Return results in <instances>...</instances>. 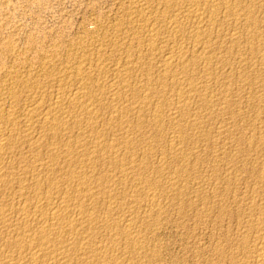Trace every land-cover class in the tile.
Returning <instances> with one entry per match:
<instances>
[{"label":"rangeland","instance_id":"1","mask_svg":"<svg viewBox=\"0 0 264 264\" xmlns=\"http://www.w3.org/2000/svg\"><path fill=\"white\" fill-rule=\"evenodd\" d=\"M167 1L169 2L167 3ZM192 1L0 0V78L2 79H0V82L2 83H0V88H2L3 90L2 91L0 89V95L2 94L3 97L2 98L0 96V100H3L0 102V106L2 104L4 109H9L8 107L11 106V108L15 110V113L19 115V118H21V115H23L28 108H32L34 104L35 106L33 108H35L36 110H39L41 112L46 111L47 106L50 104L51 100L53 101L55 98L53 93L55 89L53 88H56L59 81H61V83H64L66 91L69 92L74 91L80 87V80L74 79L73 75L76 73V70L78 68H80L81 70L84 69L83 72L88 76L90 75V73L92 74L90 76L93 81L91 82L92 87L94 88V90L92 88V92L94 93H92L91 96L84 95L82 96V98H80V101L82 100L83 102L81 101V103L90 104L92 107L94 106L93 108L98 111L102 110L106 112L110 108L109 106L111 105V95L108 90L111 86H125V88L120 89V92L118 91V98H121L119 99L121 104L120 106H127L129 108L128 112L131 113H125L124 116L119 115V113H113V115L109 114V117L108 114H105L103 117L96 119L94 128H89V131L87 130V133L85 132L86 134L83 133V137H81L82 139L80 138L82 134H79L78 136V133H76L77 131H75L76 127L78 130V126H74L72 129L64 131L66 135H62V139L65 137L64 140L70 139L71 136H74L79 144H82V141L86 140V143L83 141V144L87 146L88 141V146L90 148L93 147L94 140L96 138H100L101 140L104 139L103 143L105 142L106 144H104L107 145V147H109L112 143V146H115L117 148L115 149L116 152L119 150L117 152V155H119L118 158H116V161L114 159H111L110 161V158L108 159V157L105 156L107 155V150L103 151V153H101L102 151H100L99 153L91 154L90 157L94 161L95 166H93L95 168L92 167V169H90V173L89 171H87V169H82L88 174V177L90 178L87 181L88 185L90 187H96L98 185L96 189H93V191L95 192V194L93 193V196H95L94 198H96V200H99L98 202L101 201L102 203L100 202L99 204H97V207L93 204H89V206L86 205L87 215L93 216L96 220L98 219L97 223H99V225L94 227L96 229L94 230L93 227L86 228V224L83 223L85 227L82 225V228H79V230L81 231L80 236H82L84 233L83 236L85 237L88 232H90V234L95 232L94 234H91L92 236L90 234H87L86 239L87 241L89 240V243L91 240L90 247L92 249H98L100 247L99 249H102L103 251H101L103 253H101L99 260L97 259L96 261V258H89L87 255H85L83 250H79L76 253L73 252L74 255H72L68 264H91L90 262H92V264H97V262L98 264H104V259L107 261L106 264H264V256L262 257V261L260 257L254 256L256 254H254V252L256 251L258 246L260 247L261 244L264 246V240L261 241V237L263 236L262 238H264V174H262L264 173V0H237V2L236 0H233V3L232 0H199L200 2H198V0H194V3H192ZM200 7L203 8L202 11ZM239 7L241 9L243 8L244 10H248H246V12H243L244 10H239ZM241 12H243L244 15ZM210 13L212 15L211 18ZM250 20L252 22H250ZM246 23L248 27H246ZM209 24L211 26H209ZM169 27L171 28L169 29ZM194 29L196 30L193 31ZM170 32H175V35L173 33L170 34ZM168 35L172 36V39ZM173 36L176 38V40H174ZM195 41H197L198 43ZM256 41H259L258 44ZM255 45H257L258 47ZM201 46L204 47L202 48ZM177 47H180L181 49L183 48V55L179 59L180 63H178L179 60L177 61L175 59H171L166 66V64L163 62V60L161 61V59L166 58L169 52L167 50H172V48L174 49ZM255 51L258 53H255ZM99 53L100 55H98ZM149 53H151L150 56ZM84 55L87 56V58ZM129 55L132 58L128 59ZM185 55L189 57L188 60ZM54 56L57 58V60H55L56 58ZM191 56L194 57L191 59ZM78 58L81 60H79ZM47 59L50 61V64L49 61L47 63ZM193 59H195L196 61H193ZM184 60L187 62H185ZM75 61L78 62V65ZM81 61H83L84 63ZM95 63H97L98 66ZM161 63L163 64V67ZM122 64L125 66H123ZM126 64L128 67L126 66ZM40 66L44 70L43 72ZM112 66L113 68L123 66L122 68L124 72H121V76H119V79L116 78L118 76H115L114 73H112V71L110 70L112 69ZM140 66L143 67L141 68ZM169 68H171V70ZM178 69L181 75L186 74V71L189 70L186 75L187 79L184 75L183 76L185 78L179 76V72L177 73L179 75H175ZM50 70L51 73L52 71H54V73L51 74ZM72 70H74L73 73ZM92 70L93 72H90ZM106 70H108V75L106 73ZM145 70L148 71L145 72ZM11 73L13 74V76ZM45 73L47 74V76ZM65 73L69 74L65 75ZM104 73L107 76H105ZM21 74L25 75V77ZM122 74L125 77L124 79ZM159 74L163 77H161ZM10 75L11 77H7ZM55 75L57 77H55ZM174 75L177 77H175ZM189 75L191 77H189ZM18 77L19 79H21L20 77H22L23 80H19ZM36 77L38 78V80ZM49 77L51 78L49 79ZM3 78L7 81L4 82ZM189 78L193 80H190ZM15 79H18V82L20 84H17ZM51 80H53V82ZM172 80H175L178 85ZM87 81L89 82V80ZM94 81L97 83H95ZM125 81L127 82L126 84ZM31 82L33 84H31ZM34 82L37 84V86ZM56 82L58 83L56 84ZM115 82H117L118 85ZM146 82L148 86L146 85ZM41 83L43 85H41ZM77 83L79 85H77ZM94 83L99 86L96 85L95 88ZM120 83L121 85H119ZM133 83L135 84L133 85ZM16 84L19 86H17ZM23 84H30V87H28L27 89H23L24 87H20ZM183 84L187 88H183ZM197 84L200 85L199 88V85ZM100 85H102L103 87ZM41 86H43V88ZM49 86L51 88H49ZM156 87L158 90L156 89ZM192 87L194 89H192ZM40 88L44 91H42ZM44 88H46L47 90ZM101 88L104 91H102ZM14 89H19V103H13L12 99L9 103L11 92ZM31 89H33L32 92ZM174 89L176 92L175 94H173ZM187 89L189 92L187 91ZM197 89H199V91ZM36 90L38 91L36 92ZM40 90L41 92H43V94L40 93ZM96 90L97 92H95ZM22 91L24 94L21 93L20 95V92ZM3 92L5 96L3 95ZM122 92L123 94H121ZM179 92H182L180 96ZM183 93H185V95H183ZM125 94L128 95L126 96ZM133 94H135L136 96ZM186 94L191 98L185 97L183 101V96H186ZM30 95H32V98H29ZM142 95L148 96V102L150 100V104L147 103L148 106H146V103L144 104L140 100H138V98H140V96ZM42 96L43 98H41ZM129 96L132 99H129ZM45 97L50 98L46 99ZM135 97L138 98L136 99ZM7 98L9 99L7 100ZM92 99L95 100L93 101ZM259 99L261 101H259ZM131 100H133L134 102ZM157 100L159 101L157 102ZM167 100H169V103L172 104H169ZM80 101L79 104H81ZM99 101H101L100 104ZM102 101L104 103H102ZM163 102L164 104H162ZM258 102L262 103L258 104ZM128 104L130 106H128ZM175 104L177 107L175 106ZM182 104L184 106H182ZM98 105L101 107L99 108ZM171 105L172 107L174 105L173 109L177 110H173V112H171L172 110L169 111L170 109H172ZM26 106L27 108H25ZM164 106H166V108ZM157 108H159V110ZM160 108H162V110ZM76 110H78L77 107ZM150 110L153 111V115L152 111ZM162 111L167 113L163 114ZM170 112L173 113L171 114V116ZM184 113H188L189 116L187 114L185 115ZM139 114H141V118L139 117ZM125 116L128 117L126 118ZM137 117L139 118L140 122ZM150 117L153 118L150 119ZM121 119H123V122L121 121ZM127 121L129 122V124ZM106 122V125L108 126L105 127L104 124ZM97 123L99 125H97ZM150 123L152 124L150 125ZM100 126L103 128H101ZM159 127L163 129H159ZM101 130L102 132H100V134L99 131ZM146 130L148 135L146 134ZM122 132H125L126 134ZM171 132L173 135L171 134ZM95 135L96 138H94ZM106 135H109V138ZM127 135L129 136V138ZM140 135L142 138L140 137ZM103 136H105V138H103ZM162 136L164 138H162ZM46 137L47 135L43 136V140H45ZM120 138L122 139V142ZM124 138L127 139V142L123 141ZM128 139L131 140L129 141ZM48 140L49 138L47 137L46 141ZM89 140L91 143L89 142ZM248 143L253 144L254 146L249 144L251 146L249 147ZM144 144L146 147H144ZM175 144H177V146ZM169 146L170 148H173L170 149ZM22 147L25 149L24 145H22ZM23 148L21 150L23 152H27V150H23ZM41 148L37 150L41 152L40 155L43 161L48 160L49 154L51 152H58V150L56 148H53L51 145L42 146ZM123 148L126 149L124 150ZM258 148L260 149L258 150ZM37 150L35 152H37ZM45 154L47 155V157H44L46 156ZM120 155L122 156L119 157ZM131 155H133L134 157H131ZM95 157L99 160V164L97 163L96 159L95 162ZM103 157L105 158L103 159ZM75 158L77 163H82L83 161L87 160L88 156L78 154V156H75ZM62 160L63 159L58 160L55 167L57 168L60 166V170L65 173L67 172L68 168H65L64 166H67L66 163L68 162H62ZM120 161L125 163V166ZM109 163L111 169L109 166H107V164L109 165ZM113 164H115V167L113 166ZM79 165L75 164L76 167H72L78 173H80L81 171V169L78 167ZM108 169L111 171V175L113 174L112 176H109L110 172L108 171ZM113 169L116 170L113 171ZM126 169H128V171ZM104 171H106L108 174L103 173ZM261 175H263V177ZM116 176H118L121 181L117 179ZM97 177L99 180L95 179ZM108 178L112 180L109 181ZM130 178L131 180H129ZM62 186H65V184L62 183L61 187ZM71 193L74 194L73 192ZM71 193L68 192V195L66 194V197H74V195H72ZM150 194L153 195V197ZM150 197H152V199H150ZM146 198H148V201L146 200ZM119 204L121 205V208L119 207ZM255 205L257 207H255ZM259 206H261V208H259ZM106 207L107 209H105ZM113 207L115 208L114 211ZM98 208L99 212H101L102 215L98 212ZM88 209H90L89 212H91V214L88 212ZM102 211L104 213L107 212V214H103ZM10 212L11 215L15 216L12 211ZM109 214H111L112 216ZM103 221L109 223H107L106 225L105 223H101ZM116 221L117 224L115 223ZM244 223H246L247 225ZM102 225L105 227H103ZM85 229H88V231H85ZM120 230L122 232H119ZM126 232L128 233L126 234ZM132 235L135 237V239ZM115 239H118V241ZM112 240H115L116 242ZM133 240H137V243H134ZM128 242L131 243L129 244ZM93 243H97L98 245H96L98 247ZM136 245H138V248ZM105 247H108L109 249ZM4 249L5 248L2 247L1 249L0 247L1 255H3L4 253L6 254V251ZM105 249L107 250L105 251ZM250 251L253 254H251ZM79 255L83 256V258ZM79 257L80 259H78ZM85 259H87L88 261L86 262Z\"/></svg>","mask_w":264,"mask_h":264},{"label":"bare ground","instance_id":"2","mask_svg":"<svg viewBox=\"0 0 264 264\" xmlns=\"http://www.w3.org/2000/svg\"><path fill=\"white\" fill-rule=\"evenodd\" d=\"M166 1V0H165ZM192 1V0H190ZM194 1V0H193ZM192 1V3H194ZM204 1V0H203ZM222 1V0H220ZM169 1H167L168 3ZM198 2H200L198 0ZM197 2V3H198ZM210 2V1H209ZM234 1L232 0V3ZM237 2V0H236ZM235 2V3H236ZM240 2V1H239ZM166 3V4H167ZM208 3V2H207ZM242 3V2H241ZM211 4V3H210ZM237 4V3H236ZM168 5V4H167ZM224 5V4H223ZM227 5V3H226ZM217 6V5H216ZM244 6V5H243ZM170 7V6H169ZM225 7V6H224ZM231 7H232V4H231ZM242 7V6H241ZM201 8V7H200ZM199 8V9H200ZM253 8V7H252ZM187 9V8H186ZM203 8H201V11H202ZM211 9V7H210ZM222 9V8H221ZM234 9V7H233ZM239 10H244L243 8L241 9L239 7ZM238 10V11H239ZM248 10V9H246ZM246 10H244L243 12H246ZM196 11V10H195ZM255 11V10H254ZM193 12V11H192ZM197 12V11H196ZM218 12V11H217ZM223 12V10H222ZM241 12V13H243ZM191 13V12H190ZM195 13V12H194ZM206 14V13H205ZM234 14V13H233ZM211 15V13H210ZM220 15V14H219ZM218 15V16H219ZM244 15V13H243ZM200 16V15H199ZM225 16V15H224ZM234 16V15H232ZM247 16V15H246ZM212 17V15L210 16V18ZM245 17V16H244ZM252 17V16H251ZM201 18V17H200ZM208 18V17H207ZM214 19V18H213ZM245 19V18H244ZM248 19V18H247ZM197 20V19H196ZM243 21V20H242ZM249 21V20H248ZM137 22V21H136ZM210 22V21H209ZM241 22V21H240ZM250 22H252L250 20ZM249 22V24H250ZM256 22V21H255ZM254 23V22H253ZM141 24V23H140ZM175 24V23H174ZM173 24V25H174ZM255 24V23H254ZM203 25V24H202ZM181 26V25H180ZM205 26V25H204ZM209 26H211L209 24ZM250 26V25H249ZM173 27V26H172ZM178 27V26H177ZM246 27H248L247 23H246ZM158 28V27H157ZM160 28V27H159ZM171 27H169L170 29ZM174 28V27H173ZM245 28V27H244ZM161 29V28H160ZM168 29V30H169ZM203 29V28H202ZM201 29V30H202ZM249 29V28H248ZM166 30V29H165ZM172 30V29H171ZM174 30V29H173ZM177 30V28H176ZM192 30V29H191ZM196 29H194L193 31H195ZM211 30V29H210ZM159 31V30H158ZM251 31V30H250ZM169 32V31H168ZM190 32V31H189ZM199 32V31H197ZM173 32H170V34H172ZM175 33V32H174ZM173 33V34H174ZM196 33V32H195ZM248 33V32H247ZM264 33V32H263ZM177 34V33H176ZM200 34H201V31H200ZM249 34V33H248ZM261 34V33H260ZM175 35V34H174ZM207 35V34H206ZM111 36V35H110ZM151 36V35H150ZM157 36V35H156ZM164 36V35H163ZM169 36V35H168ZM197 36V35H196ZM211 36V35H210ZM233 36V35H232ZM237 36V35H235ZM257 36V35H256ZM154 37V35H153ZM170 38L172 36H169ZM174 37V36H173ZM195 37V35H194ZM205 37V36H204ZM168 38V37H167ZM191 38V37H190ZM209 38V37H208ZM260 38V37H259ZM258 38V39H259ZM91 39V38H90ZM151 39V38H150ZM172 39V38H171ZM192 39V38H191ZM195 39V38H193ZM174 40H176V38L174 37ZM173 40V41H174ZM199 40V38H198ZM206 40V39H205ZM151 41V40H150ZM154 41V40H153ZM241 41V40H240ZM248 41V40H247ZM246 41V42H247ZM197 42V41H195ZM208 42V40H207ZM232 42V41H231ZM252 42V41H251ZM257 44L259 41H256ZM255 42V43H256ZM264 42V41H263ZM93 43V41H92ZM198 43V42H197ZM221 43V42H220ZM239 43V42H238ZM250 43V42H249ZM253 43V42H252ZM261 43V42H260ZM115 44V43H114ZM228 45V44H227ZM152 46V45H151ZM217 46V45H216ZM257 46V45H255ZM89 47V46H88ZM176 47V46H174ZM194 47V46H193ZM202 47V46H201ZM204 47V46H203ZM202 47V48H203ZM254 47V46H253ZM252 47V48H253ZM258 47V46H257ZM263 47V46H262ZM94 48V47H93ZM99 48V47H98ZM208 48V47H207ZM230 48V47H229ZM236 48V46H235ZM251 48V49H252ZM256 48V47H255ZM261 48V47H260ZM130 49V48H129ZM183 49V48H182ZM182 49L180 47H177V48H172V50H167L169 51L168 52V55L166 56V58L164 59H161V61L163 60V62L166 64L167 66V63L169 62V60L171 59H175V60H179L182 55H183V52H182ZM205 49V48H204ZM258 49V48H257ZM263 49V48H262ZM91 50V49H90ZM126 50V49H125ZM152 50V49H151ZM214 50V49H213ZM255 50V49H253ZM184 51V50H183ZM260 51V50H259ZM262 51V50H261ZM103 52V51H102ZM130 52V51H129ZM128 52V53H129ZM185 52V51H184ZM119 53V52H118ZM187 53V52H186ZM192 53V52H191ZM253 53V52H252ZM255 53H258L255 51ZM260 53V52H259ZM151 53H149V56H150ZM232 54V53H231ZM44 55V54H43ZM81 55V54H80ZM92 55V54H91ZM100 55V53L98 54ZM153 55V54H152ZM196 55V54H195ZM260 55V54H259ZM45 56V55H44ZM76 56V55H75ZM85 56V55H84ZM96 56V55H95ZM187 57V55H185ZM48 57V56H47ZM55 57V56H54ZM87 58V56H85ZM89 57H92V56H89ZM100 57V56H99ZM98 57V58H99ZM127 57V56H126ZM130 58V55L128 56ZM154 57V56H153ZM165 57V56H164ZM194 57V56H193ZM192 56L190 57L191 59L193 58ZM216 57V56H215ZM243 57V56H242ZM241 57V58H242ZM46 58V57H44ZM56 58V57H55ZM74 58V57H73ZM139 58V57H138ZM137 58V59H138ZM152 58V57H151ZM197 58V57H195ZM204 58V57H203ZM79 59V58H78ZM77 59V61H78ZM89 59V58H88ZM185 59V58H184ZM189 59V57H187V60ZM214 59V58H213ZM40 60V59H39ZM57 60V58L55 59ZM81 60V59H79ZM159 60V59H158ZM174 60V61H175ZM195 59H193L194 61ZM44 61V60H43ZM48 59H47V63H48ZM72 61V60H71ZM91 61V60H89ZM88 61V62H89ZM93 61V60H92ZM96 61V60H95ZM133 61V60H131ZM185 61V60H184ZM196 61V60H195ZM198 61V60H197ZM204 61V60H203ZM206 61V60H205ZM216 61V60H215ZM245 61V60H244ZM45 62V61H44ZM76 62V61H75ZM83 62V61H81ZM80 62V63H81ZM173 62V61H172ZM182 62V61H181ZM187 62V61H185ZM199 62V61H198ZM46 63V64H47ZM77 65H78V62H76ZM79 63V64H80ZM84 63V62H83ZM93 63V62H91ZM136 63V62H135ZM180 63V60L179 62ZM189 63V62H188ZM252 63V62H251ZM42 64V63H41ZM49 64H50V61H49ZM68 64V63H67ZM70 64V63H69ZM97 64V63H95ZM162 64V63H161ZM164 64V65H165ZM172 64V63H171ZM170 64V65H171ZM261 64V63H260ZM71 65V64H70ZM85 65V64H84ZM101 65V64H100ZM119 65V64H118ZM123 65V64H122ZM133 65V64H132ZM136 65V64H135ZM149 65V63H148ZM169 65V64H168ZM183 65V64H182ZM193 65V64H191ZM200 65V64H199ZM50 66V65H49ZM48 66V67H49ZM67 66V65H66ZM88 66V65H87ZM94 66V65H93ZM92 66V68H93ZM98 66V64H97ZM109 66V65H108ZM107 66V67H108ZM114 66V65H113ZM112 66V69H110L112 71V73H114L115 76H118L116 78L119 79V76H121V72H124L123 71V65L122 67H114L113 68ZM121 66V65H120ZM127 66V64H126ZM176 66H177V63H176ZM175 66V67H176ZM188 66V64H187ZM261 66V65H260ZM41 67V66H40ZM71 67V66H70ZM76 67V66H75ZM78 67V66H77ZM103 67V66H102ZM128 67V66H127ZM141 67V66H140ZM143 67V66H142ZM141 67V68H142ZM147 67V66H146ZM162 67H163V64H162ZM165 67V66H164ZM174 67V65H173ZM184 67V66H182ZM196 67V66H195ZM211 67V66H210ZM72 68H73V65H72ZM110 68V67H109ZM135 68V67H134ZM133 68V69H134ZM177 68V67H176ZM180 68V67H179ZM199 68V67H198ZM214 68V67H213ZM42 69V67H41ZM49 69V68H47ZM51 69V68H50ZM60 69V68H59ZM87 69V68H86ZM108 69V68H107ZM126 69V68H125ZM128 69V68H127ZM132 69V68H131ZM161 69V68H160ZM171 70V68H169ZM188 69V67H187ZM224 69V68H223ZM52 70V69H51ZM51 70H50V73H51ZM84 70V69H83ZM83 70H81L80 68H78L76 70V77H75V74L74 75V79H78L80 80L81 83L80 84V87L74 91H66L65 89V86H64V83H61V81L56 82L57 86L56 88H52L55 89L53 91L54 93V100L50 102V104L47 106V109L46 111L44 112H41L39 110H36L35 108H33L35 106L32 107V108H28L23 115H21V118L23 116V118H19V115L17 113H15V110L11 108V106H7L9 109H4L2 104L0 106V247L2 249L5 248L4 250L6 251V254L4 255H1L0 253V264H68V262L70 261L73 252L76 253L77 251L79 250H83V252L85 253V255H87L89 258H96V261L97 259L99 260L100 256H101V253H103L99 248H91L90 247V244H91V240H90V243L87 241L86 239V235L87 234H90V232H88L85 237L83 236H80V233L81 231L79 230V228L81 227L82 228V225L83 223L86 224V228H94L96 227L97 225H99V223H97V220L93 217V216H90V215H87V212H86V205L89 206V204H93L94 206L97 207V204H99L100 202H98L99 200L96 198H94L95 196H93L95 194V192L93 191V189L97 188L96 187H90L88 185V180L90 179L88 177V174L83 171L82 169L89 171L90 173V169H92V167H94V161L93 159H91L90 155L91 154H96V153H99L100 151H102L101 153H103V151H106L108 159L110 158V161L111 159H114L116 161V158H118V155H117V151L115 149H117L115 146H112V143L109 147H107V145H105L103 143V140H101L100 138H96V135L94 138H96L94 140V145L92 148H90L88 146V141H87V146H85V144H83V141H82V144H79L77 141H76V138L73 136L70 137V139H65L64 138L62 139V135L65 134L64 131H68L70 129H72L74 126H78V130H77V127H76V130L77 131L76 133H78V136L79 134H82L81 137H83V133H85L89 128H94L95 127V122H96V119H99L100 117H103L105 114H108V117H109V114L110 115H113V113H119V115H125V113H131V112H128L129 111V108L126 106H120V100L121 98H118V91L120 92V89L121 88H125L124 87H121V83L119 85H121L120 87L119 86H114L113 87L111 86L109 88V85H108V92L110 93V99H111V105L109 106L110 108L108 109V111L104 112L102 110H96L95 108H93L90 104H87V103H81L80 101V98H82V96L84 95H88V96H91L92 93V79H91V76L92 75L90 73V75H86ZM89 70V68H88ZM87 70V71H88ZM94 70V69H93ZM90 71V72H93ZM100 70V68H99ZM109 70V69H108ZM106 70V73L107 71ZM139 70V69H137ZM141 70V69H140ZM143 70V69H142ZM150 70V69H149ZM190 70V68H189ZM189 70H187L186 72L188 73ZM40 71V69H39ZM44 70L42 69V72ZM49 71V70H48ZM61 71V70H60ZM70 71H71V68H70ZM74 70H72V73H73ZM105 71V70H104ZM128 71V70H127ZM144 71V70H143ZM148 71V70H147ZM145 70V72H147ZM165 71V70H164ZM163 71V72H164ZM175 71V70H174ZM201 71V70H200ZM210 71V70H209ZM260 71V70H259ZM46 72V70H45ZM63 72V71H62ZM66 72V71H65ZM86 72V71H85ZM96 72V70H95ZM101 72V71H100ZM132 72V71H131ZM150 72V71H149ZM157 72V71H156ZM179 72V69L178 71H176L175 75ZM183 72V71H182ZM48 73V72H47ZM49 73V74H50ZM52 73H54V71H52ZM51 73V74H52ZM60 73V72H59ZM70 73V72H69ZM67 73V74H69ZM88 73V72H87ZM103 73V72H102ZM165 73V72H164ZM163 73V75H164ZM186 74H177L179 76H186ZM210 73V72H209ZM216 73V72H215ZM12 74V73H11ZM46 74V73H45ZM50 74V75H51ZM65 73V75H67ZM110 74V73H109ZM139 74V73H138ZM149 74V73H148ZM158 74V73H157ZM166 74V73H165ZM190 74V73H189ZM211 74V73H210ZM22 76L25 77V75L21 74ZM40 75V74H39ZM71 75V74H70ZM72 75V76H73ZM105 76L107 75L104 73ZM113 75V74H112ZM111 75V76H112ZM126 75V74H125ZM142 75V74H140ZM160 75V74H159ZM167 75V74H166ZM169 75V74H168ZM174 75V76H175ZM184 75V76H183ZM209 75V74H208ZM216 75V74H215ZM247 75V74H246ZM13 76V74H12ZM47 76V74H46ZM54 76V75H53ZM59 76V74H58ZM61 76V74H60ZM63 76V75H62ZM110 76V75H109ZM123 76V74H122ZM151 76V74H150ZM161 77H163L162 75H160ZM170 76V75H169ZM210 76V75H209ZM7 77H11L10 76H7ZM31 77V76H30ZM55 77H57L55 75ZM53 77V78H55ZM141 77V76H140ZM177 77V76H175ZM189 77H191L189 75ZM207 77V75H206ZM255 77V76H254ZM5 78V76H4ZM3 78V79H4ZM22 79V77H20ZM37 78V77H36ZM51 77H49L50 79ZM52 78V79H53ZM71 78V76H70ZM73 78V77H72ZM95 78V76H94ZM100 78V76H99ZM103 78V77H102ZM105 78V77H104ZM115 78V80H116ZM125 77L123 76V79ZM143 78V77H142ZM159 78V77H157ZM165 78V76H164ZM167 78V77H166ZM181 78V77H180ZM185 78V77H184ZM1 79V78H0ZM19 79V77H18ZM18 79H15V81L17 82V84H20L18 82ZM19 79V80H21ZM27 79V78H26ZM48 79V78H47ZM114 79V78H113ZM129 79V78H128ZM155 79V78H154ZM162 79V78H161ZM159 79V80H161ZM171 79V78H170ZM186 79H187V76H186ZM190 80H193L191 78H189ZM255 79V78H254ZM259 79V78H258ZM2 80V79H1ZM0 80V81H1ZM23 80V79H22ZM31 80V79H29ZM38 80V78H37ZM36 80V81H37ZM42 80V79H41ZM62 80V79H61ZM89 80V82L87 81ZM97 80V79H96ZM106 80V79H105ZM114 80V81H115ZM127 80V78H126ZM146 80V78H145ZM144 80V81H145ZM213 80V79H212ZM7 81L4 79V82ZM11 81V79H10ZM35 81V80H34ZM50 81V80H49ZM53 82V80H51ZM87 81V82H86ZM119 81V80H118ZM136 81V80H135ZM134 81V82H135ZM143 81V82H144ZM164 81V80H163ZM175 82V80H172ZM180 81V79H179ZM184 81V80H183ZM25 82V81H24ZM29 82V81H27ZM33 82V81H32ZM31 82V84H33ZM72 82V80H71ZM74 82V80H73ZM78 82V81H76ZM95 82V81H94ZM99 82V81H98ZM113 82V81H112ZM148 82V81H147ZM147 82H146V85H147ZM154 82V81H153ZM165 82V81H164ZM173 82V83H174ZM211 82V81H210ZM255 82V81H254ZM1 83V82H0ZM26 83V82H25ZM35 83V82H34ZM50 83V82H48ZM54 83H55V79H54ZM97 83V82H95ZM94 83V84H95ZM117 85L118 83L115 82ZM114 83V84H115ZM127 82L125 81V84ZM140 83V82H139ZM172 83V84H173ZM177 83V82H175ZM174 83V84H175ZM181 83V82H180ZM179 83V85H180ZM256 83V82H255ZM2 84V83H1ZM0 84V86H1ZM9 84V83H8ZM16 84V85H17ZM28 84V83H27ZM36 84V83H35ZM34 84V85H35ZM44 84H47V83H44ZM71 84V83H69ZM73 84V83H72ZM75 84V83H74ZM77 83V85H79ZM113 84V83H112ZM110 84V85H112ZM124 84V85H125ZM135 83H133L134 85ZM156 84V83H155ZM154 84V85H155ZM159 84V82H158ZM6 85V84H5ZM41 85H43L41 83ZM49 85V84H48ZM47 85V86H48ZM54 85V84H52ZM96 85L95 84V88H96ZM139 85V84H138ZM137 85V86H138ZM140 85H143V84H140ZM153 85V86H154ZM171 85V84H170ZM176 85V84H175ZM174 85V86H175ZM178 85V83H177ZM184 85V84H183ZM187 85V84H186ZM192 85V84H191ZM199 85V84H197ZM205 85V84H204ZM13 86V85H12ZM14 86H15V83H14ZM19 86V85H17ZM37 86V84H36ZM40 86V85H39ZM99 86V85H97ZM102 86V85H100ZM132 86V85H131ZM148 86V85H147ZM151 86V85H150ZM149 86V87H150ZM161 86V85H160ZM189 86V84H188ZM196 86V85H195ZM8 87V86H7ZM20 87H24L23 89H27L28 87H30V84L29 85H25L23 84L22 86ZM19 87V88H20ZM43 88V86H41ZM70 87V86H69ZM76 87V86H75ZM103 87V86H102ZM129 87V86H128ZM144 87V86H143ZM162 87V86H161ZM168 87V86H167ZM187 88L185 85L183 86V88ZM197 87V86H196ZM195 87V89H196ZM200 87V85L198 86V88ZM3 88H4V83H3ZM6 88V86H5ZM37 88V87H36ZM49 88H51L49 86ZM48 88V89H49ZM77 88V87H76ZM131 88V87H129ZM138 88V87H137ZM142 88V86H141ZM146 88V87H145ZM143 88V89H145ZM155 88V87H154ZM153 88V89H154ZM173 88V87H172ZM178 88V87H177ZM180 88V87H179ZM2 90V88H0ZM35 89V88H34ZM41 89V88H40ZM46 89V88H44ZM52 89V90H53ZM74 89V88H73ZM102 89V88H101ZM132 89V88H131ZM139 89V88H138ZM152 89V88H151ZM157 89V87H156ZM155 89V91H156ZM165 89V88H164ZM168 89V88H167ZM170 89V88H169ZM191 89V88H190ZM192 89H194L192 87ZM33 89H31V92H32ZM42 90V89H41ZM40 90V93L43 94V92H41ZM47 90V89H46ZM94 90V88H93ZM127 90V89H125ZM133 90V89H132ZM136 90V89H135ZM158 90V89H157ZM161 90V89H160ZM179 90V89H177ZM181 90V89H180ZM186 90V89H185ZM199 91V89H197ZM229 90V89H228ZM237 90V89H236ZM3 91V90H2ZM10 91V89H9ZM21 91V90H20ZM38 90H36L37 92ZM44 91V90H42ZM102 91H104L102 89ZM123 91V90H121ZM154 91V90H153ZM188 91V89H187ZM195 91V90H194ZM203 91V90H202ZM6 92V91H5ZM27 92V91H26ZM35 92V90H34ZM33 92V94H34ZM50 92V91H48ZM68 92V93H67ZM97 92V90L95 91ZM101 92V91H100ZM136 92V91H135ZM159 92V91H158ZM166 92V90H165ZM183 92V90H182ZM181 92V93H182ZM186 92V91H185ZM189 92V91H188ZM193 92V91H192ZM204 92V91H203ZM220 92V91H219ZM225 92V90H224ZM227 92V91H226ZM10 93V92H8ZM22 92H20V95H21ZM102 93V92H101ZM127 93V91H126ZM141 93V92H140ZM153 93V92H152ZM155 93V92H154ZM175 89H174V93L175 94ZM179 92V96L181 94ZM187 93V92H186ZM207 93V92H206ZM233 93V92H232ZM6 94V93H5ZM24 94V93H23ZM45 94V93H44ZM52 94V92H51ZM67 94V95H66ZM123 94V92L121 93ZM143 94V93H142ZM149 94V92H148ZM170 94V93H169ZM178 94V93H177ZM176 94V95H177ZM3 95H4V92H3ZM40 95V94H39ZM100 95V94H99ZM98 95V96H99ZM126 96L128 94H125ZM135 95V94H133ZM132 95V96H133ZM141 95V94H140ZM157 95V94H156ZM176 95H175V98H176ZM183 95H185V93H183ZM190 95V94H188ZM2 97V94L0 95ZM5 96V95H4ZM9 96V94H8ZM23 96V95H22ZM28 96V95H27ZM32 95H30L29 98H32L31 97ZM50 96V95H49ZM95 96V95H94ZM101 96V95H100ZM104 96V94H103ZM120 96V95H119ZM131 96V97H132ZM136 96V95H135ZM150 96V95H149ZM162 96V95H161ZM178 96V95H177ZM215 96V95H214ZM256 96V95H255ZM263 96V95H262ZM0 97V98H1ZM25 97V96H24ZM34 97V96H33ZM187 98V94L186 96H183V101H184V98ZM190 97V96H189ZM188 97V98H189ZM193 97V96H192ZM220 97V96H219ZM218 97V98H219ZM227 97V96H226ZM3 98V97H2ZM28 98V97H27ZM43 98V96L41 97ZM40 98V99H41ZM46 98V97H45ZM50 97H47L46 99H48ZM53 98V96H52ZM86 98V97H85ZM98 98V97H97ZM126 98V97H125ZM129 99H132L130 98V96L128 97ZM136 98V97H135ZM138 98V97H137ZM136 98V99H137ZM158 98V96H157ZM160 98V97H159ZM170 98V96H169ZM174 98V97H173ZM182 98V96H181ZM191 98V97H190ZM208 98V97H207ZM262 98V97H261ZM260 98V99H261ZM9 98H7L8 100ZM13 101V103H19V89H14L12 92H11V95H10V100H9V103L10 101ZM37 99V98H36ZM99 99V98H98ZM109 99V100H110ZM180 99V98H179ZM259 99V101H261ZM24 100V99H23ZM26 100V98H25ZM93 100V99H92ZM91 100V101H92ZM95 100V99H94ZM93 100V101H94ZM103 100V98H102ZM109 100H108V104H109ZM138 100H140L142 103H146V106L148 102V96L146 95H142L140 96V98H138ZM137 100V101H138ZM154 100V98H153ZM182 100V99H181ZM188 100V99H187ZM212 100V99H211ZM3 101V100H0V102ZM6 101V99H5ZM22 101V100H21ZM33 101V100H32ZM37 101V100H36ZM47 101V100H46ZM50 101V100H49ZM79 101L81 104H79ZM122 101V100H121ZM133 101V100H131ZM130 101V102H131ZM156 101V99H155ZM159 100H157L158 102ZM168 103H169V100H167ZM172 101V100H171ZM175 101V100H174ZM178 101V100H177ZM204 101V100H203ZM251 101V100H250ZM8 102V101H7ZM27 102V101H25ZM35 102V100H34ZM44 102V100H43ZM48 102V101H47ZM83 102V101H82ZM87 102V101H86ZM101 101H99V104H100ZM127 102V100H126ZM134 102V101H133ZM152 102V100H151ZM176 102V101H175ZM211 102V101H210ZM263 102V101H262ZM260 102V103H262ZM3 103V102H2ZM5 103V102H4ZM29 103H30V100H29ZM42 103V102H41ZM93 103V102H92ZM102 103H104L102 101ZM107 103V102H106ZM137 103V102H136ZM166 103V102H165ZM199 103V102H198ZM206 103V102H205ZM256 103V102H255ZM258 102V104H260ZM7 104V103H6ZM32 104V103H31ZM39 104V103H37ZM43 104V103H42ZM133 104V103H132ZM150 104V103H149ZM159 104V103H158ZM164 104V102L162 103ZM169 104H172V103H169ZM93 105V104H92ZM95 105V104H94ZM97 105V104H96ZM107 105V104H106ZM126 105V104H125ZM134 105H137V104H134ZM133 105V106H134ZM166 105V104H165ZM181 105V104H180ZM179 105V106H180ZM186 105V104H185ZM190 105V103H189ZM38 106V105H36ZM99 106V105H98ZM128 106H130L128 104ZM153 106V105H152ZM169 106V105H168ZM176 106V104H175ZM182 106H184L182 104ZM181 106V108H182ZM40 107V106H39ZM76 107L78 108V110H76ZM101 106H99L100 108ZM106 107V106H105ZM135 107V106H134ZM142 107H143V104H142ZM145 107V106H144ZM150 107V106H149ZM166 108V106H164ZM172 107V105H171ZM174 107V105H173ZM168 109L169 111L173 112V110L175 109ZM177 107V106H176ZM175 107V108H176ZM206 107V106H205ZM27 108V106L25 107ZM98 108V107H97ZM141 108V107H139ZM168 108V107H167ZM103 109V108H102ZM131 109V108H130ZM135 109V108H134ZM138 109V107H137ZM136 109V110H137ZM152 109V108H151ZM154 109V108H153ZM159 110V108H157ZM162 110V108H160ZM206 109V108H205ZM230 109V108H229ZM42 110V109H41ZM104 110V109H103ZM135 110V111H136ZM160 110V111H161ZM177 110V109H176ZM175 110V111H176ZM182 110V109H181ZM152 111V110H150ZM149 111V112H150ZM23 112V111H22ZM134 112V111H133ZM145 112V111H144ZM148 112V114H149ZM163 114L165 113L164 111H162ZM170 112V116L171 113ZM187 112V110H186ZM157 113V112H156ZM167 113V112H166ZM165 113V114H166ZM161 114V113H160ZM185 114V113H184ZM188 115V113H186ZM185 114V115H186ZM118 115V116H119ZM141 114H139V117H140ZM146 115V114H145ZM152 115H153V111H152ZM175 115V114H174ZM181 115V114H180ZM132 116H133V113H132ZM144 116V115H143ZM142 116V117H143ZM150 116V115H149ZM148 116V117H149ZM157 116V115H156ZM163 116V115H162ZM169 116V117H170ZM177 116V115H176ZM189 116V115H188ZM107 117V118H108ZM115 117V115H114ZM122 117V116H121ZM126 117V116H125ZM128 117V116H127ZM126 117V118H127ZM160 117V116H159ZM173 117V116H172ZM138 118V117H137ZM141 118V117H140ZM153 118V117H150V119ZM175 118V117H174ZM179 118V116H178ZM193 118V117H192ZM205 118V117H204ZM105 119V118H103ZM112 119V117H111ZM116 119V118H115ZM120 119V118H119ZM148 119V118H147ZM156 119V118H154ZM123 119H121L122 121ZM133 120V119H132ZM137 120V119H136ZM139 120V118H138ZM142 120V119H141ZM153 120V119H152ZM168 120V119H167ZM119 121V120H118ZM120 121V122H121ZM131 121V120H130ZM147 121V120H146ZM165 121V119H164ZM186 121V119H185ZM184 121V122H185ZM111 122V120H110ZM115 122V121H114ZM123 122V121H122ZM126 122V121H125ZM128 122V121H127ZM137 122V121H135ZM140 122V120H139ZM151 122V121H150ZM158 122V121H157ZM162 122V121H161ZM160 122V124H161ZM190 122V121H189ZM223 122V121H222ZM100 123V122H99ZM118 123V122H117ZM132 123V122H131ZM155 123V121H154ZM170 123V122H168ZM173 123V122H172ZM104 124V123H103ZM107 122L104 124L105 127L108 126L106 125ZM110 124V123H108ZM115 124V123H114ZM129 124V122H128ZM141 124H142V121H141ZM145 124V123H144ZM147 124V123H146ZM152 123H150L151 125ZM193 124V123H192ZM97 125H99L97 123ZM122 125V124H121ZM127 125V124H126ZM169 125V124H168ZM167 125V126H168ZM185 125V123H184ZM112 126V125H111ZM129 126V125H128ZM158 126V125H157ZM171 126V125H170ZM191 126V125H189ZM260 126V125H259ZM101 127V126H100ZM110 127V126H109ZM119 127V126H118ZM148 127V126H147ZM201 127V126H200ZM99 128V127H98ZM103 128V127H101ZM123 128V127H122ZM126 128V127H125ZM124 128V129H125ZM128 128V127H127ZM151 128V126H150ZM153 128V126H152ZM161 127H159L160 129ZM166 128V127H165ZM130 129V128H129ZM135 129V128H133ZM146 129V128H145ZM163 129V128H161ZM167 129V128H166ZM165 129V130H166ZM96 130V129H95ZM113 130V129H112ZM122 130V129H121ZM120 130V131H121ZM138 130V129H137ZM135 130V131H137ZM140 130V129H139ZM182 130V129H181ZM196 130V129H195ZM74 131V130H73ZM74 131V132H75ZM89 131V130H88ZM158 131V130H157ZM161 131V130H160ZM64 132V133H63ZM73 132V133H74ZM96 132V131H95ZM102 132L99 131V133ZM106 132V131H105ZM132 132V131H131ZM177 132V131H176ZM75 133V134H76ZM87 133V132H86ZM85 133V134H86ZM92 133V132H91ZM98 133V134H99ZM109 133V132H108ZM112 133V132H111ZM124 134H126L125 132H122ZM162 133V132H161ZM167 133V132H166ZM261 133V132H260ZM90 134V133H89ZM101 134V133H100ZM106 134V133H105ZM135 134V132H134ZM145 134V133H144ZM146 134H147V130H146ZM163 134V133H162ZM172 134V132H171ZM178 134V133H177ZM47 135V137L49 138L48 141H46L47 137L45 138V140H43V136ZM66 135V134H65ZM68 135V134H67ZM70 135V134H69ZM73 135V134H72ZM77 135V134H76ZM94 135V134H93ZM128 135H129V132H128ZM127 135V136H128ZM148 135V134H147ZM173 135V134H172ZM192 135V134H191ZM86 136V135H85ZM102 136V135H101ZM107 137L109 135H106ZM119 136V135H118ZM123 136V134H122ZM131 136V134H130ZM138 136V135H137ZM143 136V135H142ZM177 136V135H176ZM203 136V135H202ZM207 136V135H206ZM205 136V137H206ZM121 137V136H120ZM135 137V135H134ZM141 137V135H140ZM139 137V138H140ZM69 138V137H67ZM86 138V137H85ZM89 138V137H88ZM91 138V137H90ZM103 138H105V136H103ZM109 138V137H108ZM129 138V136H128ZM142 138V137H141ZM162 138H164L162 136ZM178 138V137H177ZM251 138V136H250ZM82 139V138H81ZM107 139V138H106ZM121 139V138H120ZM157 139V138H156ZM171 139V138H170ZM173 139V138H172ZM183 139V138H182ZM112 140V139H111ZM116 140V139H114ZM127 139L124 138L123 141H126ZM129 140V139H128ZM131 140V139H130ZM129 140V141H130ZM241 140V139H240ZM86 141V140H85ZM84 141V142H85ZM92 141V140H91ZM110 141V140H108ZM135 141V139H134ZM133 141V142H134ZM142 141V140H141ZM175 141V140H174ZM180 141V140H179ZM90 142V140H89ZM117 142V141H116ZM121 142H122V139H121ZM120 142V143H121ZM127 142V141H126ZM158 142V141H157ZM186 142V141H185ZM264 142V140H263ZM86 143V142H85ZM91 143V142H90ZM131 143V142H130ZM149 143V142H148ZM159 143V142H158ZM175 143V142H174ZM254 143V141H253ZM260 143V142H259ZM114 144V142H113ZM125 144V143H124ZM128 144V143H127ZM133 144V143H132ZM138 144V143H137ZM143 144V142H142ZM150 144V143H149ZM160 144V143H159ZM181 144V143H180ZM190 144V143H189ZM250 143H248L249 145ZM256 144V143H255ZM22 145L25 146V149L27 150V152H23L21 149L23 148ZM46 145H51L53 148H56L58 150V152H51L50 150V154H49V157H48V160L46 161H43L42 158H41V155L37 149L41 148L42 146H46ZM130 145V144H129ZM141 145V144H140ZM151 145V144H150ZM172 145V144H171ZM174 145V144H173ZM177 146V144H175ZM250 145H253V144H250ZM249 145V147H251ZM262 145V144H261ZM91 146V145H90ZM124 146V145H123ZM152 146V145H151ZM159 146V145H158ZM254 146V145H253ZM252 146V147H253ZM257 146V145H256ZM126 147V146H125ZM144 147L145 144H144ZM258 147V146H257ZM260 147V146H259ZM264 147V146H263ZM48 148V147H47ZM46 148V149H47ZM137 148V147H136ZM141 148V147H140ZM166 148V147H165ZM170 148V146H169ZM173 147H171L170 149H172ZM182 148V146H181ZM219 148V147H218ZM23 148V150H25ZM42 149V148H41ZM45 149V148H44ZM50 149V148H49ZM124 149V148H123ZM126 149V148H125ZM124 149V150H125ZM135 149V148H134ZM163 149V148H162ZM175 149V148H174ZM260 148H258L259 150ZM37 150V152H35ZM55 150V149H54ZM53 150V151H54ZM56 150V151H57ZM123 150V151H124ZM130 150V148H129ZM128 150V151H129ZM132 150V149H131ZM139 150V149H138ZM185 150V149H184ZM188 150V149H187ZM257 150V149H256ZM263 150V149H262ZM33 151V152H32ZM48 151V152H49ZM143 151V150H142ZM141 151V152H142ZM145 151V150H144ZM28 152H31V153H28ZM47 152V153H48ZM122 152V151H121ZM125 152V151H124ZM123 152V153H124ZM135 152V150H134ZM137 152V151H136ZM152 152V151H151ZM150 152V153H151ZM256 152V151H255ZM260 152V151H259ZM258 152V153H259ZM263 152V151H262ZM171 153V152H170ZM173 153V152H172ZM224 153V152H223ZM78 154H83V156L87 155L88 158L86 161H83L82 163H77V161L75 160V156H78ZM122 154V153H120ZM130 154V152H129ZM168 154V153H167ZM191 154V153H190ZM46 155V154H45ZM101 155V154H100ZM44 156V155H43ZM42 156V157H43ZM81 156V155H79ZM96 156V155H95ZM122 155H120L119 157H121ZM126 156V155H125ZM130 156V155H129ZM133 155H131L132 157ZM141 156V155H140ZM173 156V155H172ZM215 156H216V153H215ZM44 157H47L44 156ZM43 157V158H44ZM134 157V156H133ZM222 157V156H221ZM79 158V157H78ZM84 158V157H83ZM82 158V160H83ZM105 157H103L104 159ZM60 159H63L62 162H68L66 163L67 166H64L65 168L67 167L68 170L67 172H62L59 168V167H55L56 163L58 160ZM97 160V163H98V159L95 157L94 160ZM141 159V158H140ZM139 159V160H140ZM73 160V161H72ZM95 160V162H96ZM121 160V159H120ZM138 160V161H139ZM185 160V159H184ZM79 161V160H78ZM101 161V160H100ZM108 161V160H107ZM109 161V162H110ZM118 161V160H117ZM136 161V160H134ZM103 162V161H102ZM105 162V161H104ZM122 162V161H120ZM125 162V160H124ZM61 163V162H60ZM106 163V162H105ZM111 163V162H110ZM110 163L109 165L107 164V166L110 167ZM115 163V162H113ZM123 163V162H122ZM186 163V162H185ZM75 164L79 165L78 167L81 169L80 173H78L74 168L76 167ZM99 164V163H98ZM101 164V163H100ZM121 164V163H120ZM119 164V165H120ZM124 166H125V163H123ZM122 164V165H123ZM137 164V162H136ZM135 164V166H136ZM187 164V163H186ZM65 165V164H63ZM94 165V166H93ZM115 164H113L114 166ZM145 165V164H144ZM143 165V166H144ZM181 165V164H180ZM104 166V165H103ZM127 166V165H126ZM176 166V165H175ZM63 167V166H62ZM71 167V169H70ZM74 167V168H72ZM98 167V165H97ZM101 167V166H100ZM115 167V166H114ZM122 167V166H121ZM95 168V167H94ZM117 168V167H116ZM130 168V166H129ZM140 168V167H139ZM185 168V167H184ZM99 169V168H98ZM101 169H104V168H101ZM111 169V167H110ZM137 169V168H136ZM154 169V168H153ZM157 169V168H156ZM260 169V168H259ZM107 170V169H106ZM116 170V169H115ZM113 169V171H115ZM128 171V169H126ZM134 170V169H133ZM229 170V169H228ZM20 173H19V172ZM95 171V170H94ZM108 171L110 172L109 176L111 175V171L108 169ZM124 171H125V168H124ZM77 172V173H76ZM93 172V170H92ZM119 172V171H118ZM133 172V171H132ZM150 172V170H149ZM153 172V171H152ZM181 172V171H180ZM63 173V174H62ZM100 173H101V170H100ZM103 173H107L106 171H104ZM127 173V172H126ZM147 173V172H146ZM166 173V172H165ZM96 174V173H95ZM108 174V173H107ZM158 174V172H157ZM163 174V172H162ZM264 174V173H262ZM23 175V176H22ZM113 175V174H112ZM111 175V176H112ZM116 175V173H115ZM114 175V177H115ZM118 175H121V174H118ZM129 175V174H128ZM166 175V174H165ZM177 175V174H176ZM180 175V174H179ZM225 175V174H224ZM145 176V175H144ZM184 176V175H183ZM263 177V175H261ZM96 177V175H95ZM105 177V176H104ZM107 177V176H106ZM117 179L118 176H116ZM134 177V176H132ZM159 177V176H158ZM165 177V176H164ZM188 177V176H187ZM258 177V176H257ZM93 178V177H92ZM121 178V176H120ZM125 178V177H124ZM95 179H98L95 178ZM106 179V178H104ZM109 179V178H108ZM116 179V178H115ZM123 179V177H122ZM149 179V178H148ZM156 179V178H155ZM99 180V179H98ZM103 180V179H102ZM101 180V181H102ZM112 180V179H111ZM109 179V181H111ZM114 180V179H113ZM120 180V179H119ZM125 180V179H124ZM123 180V182H124ZM131 180V178L129 179ZM152 180V179H151ZM177 180V179H176ZM255 180V179H254ZM77 181V182H76ZM91 181V180H90ZM108 181V182H109ZM117 181V180H116ZM121 181V180H120ZM140 181V180H139ZM168 181V180H167ZM230 181V180H229ZM261 181V180H260ZM76 182V183H75ZM107 182V181H106ZM128 182V181H127ZM65 184V186H62L61 187V184ZM91 183V182H90ZM93 183V182H92ZM97 183V182H96ZM102 183V182H101ZM111 183V182H110ZM118 183V182H116ZM139 183V182H138ZM259 183V182H257ZM141 184V183H140ZM208 184V183H207ZM235 184V182H234ZM254 184V183H253ZM256 184V183H255ZM261 184V182H260ZM93 185V184H92ZM106 185V184H105ZM126 185V184H125ZM149 185V183H148ZM153 185V184H152ZM109 186V185H108ZM122 186V185H120ZM177 186V185H176ZM258 186V185H256ZM164 187V186H163ZM169 187V186H168ZM184 187V186H183ZM109 188V187H108ZM117 188H118V185H117ZM122 188V187H121ZM134 188V187H133ZM152 188V187H151ZM155 188V187H154ZM166 188V187H165ZM179 188V186H178ZM261 188V186H260ZM100 189V188H99ZM120 189V188H119ZM130 189V188H129ZM143 189V188H142ZM186 189V188H185ZM264 189V188H263ZM98 190V189H97ZM116 190V188H115ZM139 190V189H138ZM168 190V188H167ZM250 190V189H249ZM73 192L74 194H72L71 192ZM102 191V190H101ZM113 191V190H112ZM118 191V190H117ZM116 191V192H117ZM121 191V190H119ZM123 191V190H122ZM160 191V190H159ZM68 192L71 193L72 195H74V197H66L68 195ZM137 192V191H136ZM205 192V191H204ZM94 193V194H93ZM99 193V192H97ZM101 193V192H100ZM103 193H106V192H103ZM112 193H115V192H112ZM111 193V194H112ZM120 193V192H119ZM151 193V192H150ZM185 193V192H184ZM251 193V192H250ZM67 194V195H66ZM133 194V193H132ZM170 194V193H169ZM168 194V195H169ZM178 194V193H177ZM102 195V194H101ZM99 195V196H101ZM104 195V194H103ZM108 195V194H107ZM110 195V194H109ZM151 195V194H150ZM71 196V195H70ZM106 196V195H105ZM133 196V195H132ZM148 196V194H147ZM153 197V195H151ZM154 196H157V195H154ZM103 197V196H102ZM138 197V196H137ZM152 197H150V199H152ZM262 197V196H261ZM204 198V197H203ZM100 199V198H99ZM113 199V198H111ZM117 199V198H116ZM120 199V198H119ZM123 199V198H122ZM148 198H146L147 200ZM155 199V198H154ZM158 199V197H157ZM171 199V198H170ZM241 200V199H240ZM250 200V199H248ZM148 201V200H147ZM146 201V202H147ZM153 201V200H151ZM150 201V202H151ZM235 201V200H234ZM243 201V200H242ZM260 201V200H259ZM111 202V201H110ZM240 202V201H239ZM252 202V201H251ZM255 202V201H254ZM254 202H253V205H254ZM102 203V202H101ZM109 203V201H108ZM154 203V202H153ZM243 203V202H242ZM247 203V202H246ZM122 204V203H121ZM158 204V203H157ZM248 204V203H247ZM108 205V204H106ZM120 205V204H119ZM156 205V204H155ZM235 205V204H234ZM244 205V204H243ZM251 205V204H250ZM259 205V204H258ZM261 205V204H260ZM264 205V203H263ZM123 206V205H122ZM105 207V206H104ZM121 208V205L119 206ZM118 207V208H119ZM252 207V206H250ZM249 207V208H250ZM255 207H257L255 205ZM264 207V206H263ZM93 208V207H92ZM101 208V207H100ZM114 208V207H113ZM259 208H261V206H259ZM258 208V210H259ZM104 209V208H103ZM102 209V210H103ZM107 209V207L105 208ZM110 209V208H109ZM256 209V208H255ZM90 209H88V212H89ZM101 210V209H100ZM115 210V208L113 209V211ZM118 210V209H117ZM121 210V209H120ZM156 210V209H155ZM211 210V209H210ZM219 210V209H218ZM262 210V209H261ZM13 214H15V216L11 215V212ZM105 211V210H104ZM255 211V210H254ZM98 212H99V208H98ZM103 212V211H102ZM148 212V211H147ZM259 212V211H257ZM91 214V212H89ZM101 213V212H99ZM98 213V215H99ZM124 213V212H123ZM220 213V212H219ZM262 213V212H261ZM94 214V213H93ZM96 214V213H95ZM103 214H107L103 212ZM257 214V213H256ZM255 214V215H256ZM102 215V213H101ZM100 215V217H101ZM111 215V214H109ZM122 215V214H121ZM253 215V214H252ZM112 216V215H111ZM125 216V215H124ZM123 216V217H124ZM96 217V216H95ZM149 217V216H148ZM161 217V216H160ZM224 217V216H223ZM247 217V216H246ZM252 217V216H251ZM109 218V217H108ZM157 218V217H156ZM254 218V216H253ZM256 218V217H255ZM112 219V217H111ZM243 219V218H242ZM246 219V218H245ZM103 220V219H102ZM109 220V219H107ZM116 220V219H115ZM114 220V221H115ZM121 220V219H120ZM261 220V219H260ZM263 220V219H262ZM100 221V220H99ZM106 221V220H105ZM113 221V222H114ZM118 221V220H117ZM117 221L115 222L117 224ZM250 221V220H249ZM139 222V221H138ZM101 223H105L107 225V223L109 222H101ZM100 223V224H101ZM241 223V222H240ZM251 223V222H250ZM246 224V223H244ZM113 225V224H112ZM247 225V224H246ZM84 226V225H83ZM103 226V225H102ZM115 226V225H114ZM125 226V225H124ZM127 226V225H126ZM85 227V226H84ZM101 227V226H100ZM105 227V226H103ZM107 227V226H106ZM110 227V225H109ZM249 227V226H248ZM259 227V226H258ZM102 228V227H101ZM108 228V227H107ZM122 228V227H121ZM263 228V227H262ZM114 229V228H113ZM137 229V228H136ZM245 229V228H244ZM258 229V228H257ZM260 229V228H259ZM84 230V229H83ZM94 230H96L94 228ZM109 230V229H108ZM123 230V229H122ZM249 230V229H248ZM254 230V229H253ZM256 230V229H255ZM85 231H88V229H85ZM90 231V230H89ZM100 231V230H99ZM115 231V230H114ZM242 231V230H241ZM92 232V230H91ZM119 232H122L121 230ZM124 232V231H123ZM246 232V231H245ZM254 232V231H253ZM257 232V231H256ZM95 232L91 233V234H94ZM103 233V232H102ZM128 232H126L127 234ZM259 233V232H258ZM90 234V235H91ZM100 234V233H99ZM257 234V233H256ZM78 235V236H77ZM125 235V234H124ZM138 235V234H137ZM254 235V233H253ZM259 235V234H258ZM92 236V235H91ZM101 236V235H100ZM109 236V235H108ZM131 236V234H130ZM133 236V235H132ZM261 236V235H260ZM90 237V236H89ZM259 237V236H258ZM263 237V236H262ZM261 237V241L264 240V238ZM91 238V237H90ZM133 238L135 239V237L133 236ZM241 238V237H240ZM244 238V237H243ZM92 239V238H91ZM123 239V238H122ZM129 239V238H128ZM118 241V239H115ZM115 240H112V241H115ZM96 241V240H95ZM111 241V242H112ZM116 242V241H115ZM133 242L137 243V240ZM237 242V241H236ZM239 242V241H238ZM254 242V241H253ZM129 244L131 242H128ZM243 243V242H242ZM255 243V242H254ZM95 244V243H93ZM97 244V243H96ZM95 244V246H97ZM251 244V243H250ZM114 245V244H112ZM243 245V244H242ZM246 245V244H245ZM253 245V244H252ZM260 245V244H259ZM94 246V247H95ZM100 246V244H99ZM109 246V245H108ZM121 246V245H120ZM131 246V245H130ZM129 246V247H130ZM137 248H138V245H136ZM244 246V245H243ZM257 246V245H256ZM98 247V246H97ZM113 247V246H111ZM127 247V246H126ZM132 247V246H131ZM142 247V246H141ZM103 248V247H102ZM105 248H108V247H105ZM117 248V246H116ZM123 248V247H122ZM238 248V246H237ZM248 248V247H247ZM254 248V247H253ZM109 249V248H108ZM111 249V248H110ZM115 249V247H114ZM129 249V248H128ZM132 249V248H131ZM134 249V248H133ZM140 249V248H139ZM107 249H105L106 251ZM214 250V249H213ZM242 250V249H241ZM2 251V250H1ZM123 251V250H122ZM140 251V250H138ZM215 251V250H214ZM243 251V250H242ZM254 251V250H252ZM112 252V251H111ZM144 252V251H142ZM232 252V251H231ZM139 253V252H138ZM148 253V251H147ZM248 253V252H247ZM251 254H253L251 251H250ZM249 253V254H250ZM256 253V254H255ZM81 254V253H80ZM142 254V253H141ZM152 254V253H151ZM254 256H258L260 257L261 261H262V257L264 256V246L261 244L260 247L258 246V248L256 249V251L254 252ZM76 255V254H75ZM137 255V254H136ZM236 255V254H235ZM241 255V254H240ZM80 257L83 258V256L79 255ZM103 256V254H102ZM153 256V255H152ZM226 256V255H225ZM253 256V255H251ZM80 257L78 259H80ZM106 257V256H105ZM236 257V256H235ZM242 257V256H241ZM246 257V256H245ZM110 258V256H109ZM154 258V257H153ZM229 258V257H228ZM232 258V257H231ZM257 258V257H256ZM90 259V260H92ZM132 259V258H131ZM242 259V258H241ZM259 259V258H258ZM83 260V259H82ZM86 262L88 261L87 259H85ZM103 260V258H102ZM74 261V260H73ZM105 263L106 264V260L104 259ZM115 261V260H114ZM229 261V260H228ZM260 261V260H259ZM258 261V262H259ZM263 261H264V258H263ZM82 262V261H81ZM111 262V260H110ZM118 262V261H117ZM138 262V261H137ZM74 263V262H73ZM89 263V262H88ZM92 264V262H90ZM94 263V262H93ZM100 263V262H99ZM255 263V262H254ZM69 264H72V263H69ZM75 264V263H74ZM79 264V263H78ZM84 264V263H83ZM95 264V263H94ZM98 264V262H97ZM108 264V263H107ZM145 264V263H143ZM257 264V263H256ZM260 264V263H259Z\"/></svg>","mask_w":264,"mask_h":264}]
</instances>
